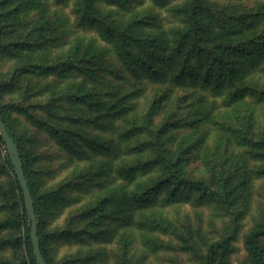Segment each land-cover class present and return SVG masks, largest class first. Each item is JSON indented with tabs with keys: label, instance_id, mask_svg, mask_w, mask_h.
Segmentation results:
<instances>
[{
	"label": "rangeland",
	"instance_id": "rangeland-1",
	"mask_svg": "<svg viewBox=\"0 0 264 264\" xmlns=\"http://www.w3.org/2000/svg\"><path fill=\"white\" fill-rule=\"evenodd\" d=\"M83 1L0 0V105L26 154L51 264H205L221 239L227 264H253L245 239L264 223V0H92L111 29L156 40L165 59L154 69L84 22ZM195 9L199 39L185 46L199 50V79L179 82ZM27 41L38 46H19ZM222 61L236 71L219 85ZM31 63L42 67L15 73ZM63 63L66 72L52 69ZM8 158L0 141V264H32ZM258 245L264 256V236Z\"/></svg>",
	"mask_w": 264,
	"mask_h": 264
},
{
	"label": "trees",
	"instance_id": "trees-1",
	"mask_svg": "<svg viewBox=\"0 0 264 264\" xmlns=\"http://www.w3.org/2000/svg\"><path fill=\"white\" fill-rule=\"evenodd\" d=\"M82 3L84 4L83 5V11H85L83 14L84 22L86 21V22H89L90 24H95V26H97L98 28L106 27L108 29V32H107L109 34L108 37H111V39H113L114 45H115L118 53H120V56H122L124 59L131 60L132 65L136 64V65L141 66V67H149V69H154L155 63L156 64L161 63L165 59L160 53H158L154 50L155 49L154 47H156L155 46L156 40H154V39L146 40L144 43L139 44V42L136 40L137 38H139V35L137 34V32H130V31L125 32L122 30H118L116 28L111 29L112 22L106 16L99 14L96 10L93 9L92 0H84ZM8 12H9V15L14 14L12 11H8ZM6 15H8V14H6ZM6 15L1 13L0 19H3V17H6ZM193 17H194V23L190 26V28L187 29V31L182 36L181 45L178 47L177 53H176V54H178V53L180 54L179 59H181V60H179L180 61V63H179L180 68H179V71L177 72V75H176V80L179 82L199 79V71H197L196 68L194 67V65L191 63V58H190L194 54L199 55V50H195L193 52V50L189 49V53L187 54L188 48H186V46H185L186 41H187V39L189 40L191 33H192L193 37L199 39V9H195L193 11ZM9 18H12V17H9ZM39 29L41 30L42 28H39ZM40 30H38V31H40ZM41 33L42 32L40 31V35H41ZM128 33H130V34H128ZM197 44L199 45V43H197ZM40 45H42V42ZM19 46L24 48V49L25 48L26 49H32V48L37 47L38 43L33 44L30 41H27L24 43H20ZM7 47H9V45H7ZM240 51H243V50H240ZM105 52H106V50H104V49L96 51L93 54V56L90 57V59L96 58L98 60L99 58H101L103 56V54H106ZM185 57H186V60H185ZM79 61H83L82 55L80 56ZM90 61H93V60H90ZM67 65H68V63H63V64H61V66H55L52 69L55 71L64 73L67 70ZM40 67H42V66L41 65L39 66L38 64L31 63V65H29V66L24 65V67L18 68L15 71V73L18 74L19 72L24 71L25 69L28 70L29 68H30V72H32L34 69H38ZM217 69L219 70V76H217L218 80L216 79L215 82L217 81L216 83L219 85H220L221 81L223 80V78L225 77L226 74L232 76L233 73L236 71V68L227 65L224 61L220 62V64L217 66ZM212 70H213V68H211V67L208 68V72H207L206 77H205L206 78L205 81L207 83L212 81V75H210ZM237 92L240 93V96L245 95L247 92V89L245 86H241L240 90L238 89L236 91V93ZM237 95H238V93H237ZM257 95L259 97V100L264 99V92L263 91L258 92ZM154 109L155 108L153 107V109H151V111L149 113V116H148L149 121H151L154 117V116H152ZM0 114H1L3 120L5 121V123L8 127L9 133L14 138L16 144L19 147L21 158H22L23 164H24V170L26 173L27 180L29 182L31 192H32V196H33V200H34L35 208H36V214H37L38 221H39L38 228H39V237H40V241H41L42 253H43V256H44L47 264H51V262L47 256V252H46V247H45L46 239H45L44 234L42 233V214L40 211L39 201H38L37 196L35 195L33 185H32V180H31L30 175H29L28 161L26 158V154L24 152V148L21 145V143L19 142L18 138L12 133L10 125L8 123V120H7L4 112H3L1 105H0ZM0 141H2L3 144H5L4 141L2 140L1 136H0ZM8 165H9V168L14 173V179H15L18 191H19L20 200L23 204L24 211H25L24 219H25V221L30 223V226H31V221L29 220V217H28L27 211H26V207H25V200H24L23 191H22L21 185L18 181V178L15 174V170H14L13 164L11 162L10 156L8 158ZM102 205L103 204H99L94 209L100 210V209H102L101 208ZM43 222H44V220H43ZM69 236L71 237L72 234L70 233ZM262 236H264V223L261 224L259 227L255 228L253 231H251L245 239V244H246V247L248 249L249 254L252 257L253 264H264V256L261 252L260 246L258 245V239ZM28 242L30 244L31 263L32 264H38L36 256L34 254V247H33L31 235H30V227L28 228ZM228 249H229L228 239H221V240H217V241L212 242L208 246V252H207L206 257H205V264H227Z\"/></svg>",
	"mask_w": 264,
	"mask_h": 264
},
{
	"label": "water",
	"instance_id": "water-1",
	"mask_svg": "<svg viewBox=\"0 0 264 264\" xmlns=\"http://www.w3.org/2000/svg\"><path fill=\"white\" fill-rule=\"evenodd\" d=\"M0 136L6 145L11 162L15 170V174L18 178V181L23 191L27 215L29 217V220L31 221L30 235L34 247V254L36 256L38 264H47L41 249V241L39 237V228H38L39 221L36 214V208H35L32 192L24 170V164L21 158L20 150L14 138L9 133L8 127L5 121L3 120L1 114H0Z\"/></svg>",
	"mask_w": 264,
	"mask_h": 264
}]
</instances>
